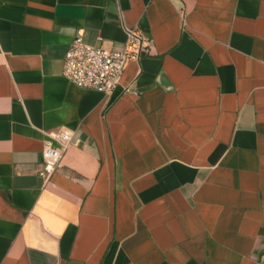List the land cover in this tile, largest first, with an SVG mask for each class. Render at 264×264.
Returning a JSON list of instances; mask_svg holds the SVG:
<instances>
[{"label": "crops", "instance_id": "0c3cea01", "mask_svg": "<svg viewBox=\"0 0 264 264\" xmlns=\"http://www.w3.org/2000/svg\"><path fill=\"white\" fill-rule=\"evenodd\" d=\"M128 27L112 93L64 76ZM0 264H264V0H0Z\"/></svg>", "mask_w": 264, "mask_h": 264}, {"label": "built area", "instance_id": "2783aa9c", "mask_svg": "<svg viewBox=\"0 0 264 264\" xmlns=\"http://www.w3.org/2000/svg\"><path fill=\"white\" fill-rule=\"evenodd\" d=\"M149 44L137 27L126 28L125 46L115 50L86 41L76 36L68 49L63 74L79 87L110 94L120 84L128 63L147 52ZM81 139L72 129L60 128L46 133L42 149L43 163L39 174L50 178L65 152Z\"/></svg>", "mask_w": 264, "mask_h": 264}]
</instances>
